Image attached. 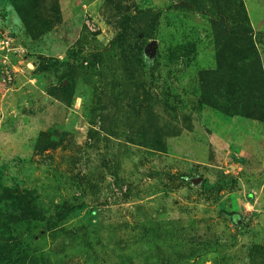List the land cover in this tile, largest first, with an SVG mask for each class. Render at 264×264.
Returning <instances> with one entry per match:
<instances>
[{
	"label": "rangeland",
	"instance_id": "obj_1",
	"mask_svg": "<svg viewBox=\"0 0 264 264\" xmlns=\"http://www.w3.org/2000/svg\"><path fill=\"white\" fill-rule=\"evenodd\" d=\"M6 35L0 264H264V0H0Z\"/></svg>",
	"mask_w": 264,
	"mask_h": 264
},
{
	"label": "trees",
	"instance_id": "obj_2",
	"mask_svg": "<svg viewBox=\"0 0 264 264\" xmlns=\"http://www.w3.org/2000/svg\"><path fill=\"white\" fill-rule=\"evenodd\" d=\"M214 30L216 32H219V34H220V36H217V34H215V38H216L217 41L225 40V41H228L229 42V39H228V34L229 33H228V31H226V30L225 31H222V28H220L218 26H215L214 27ZM233 36H235V34H233ZM122 37H123V32H120L114 39H121ZM239 37H241L243 39L245 38V37H242L241 35H239ZM246 58H247V55L246 54H244L243 56L241 54V59L242 60H244ZM255 66H256V63H255ZM244 68H245V70H244V78H243V81H245L244 82L245 83V86L244 87L246 89H249V87H248L249 85H256L257 86V84H259V82H258V76H257V74L255 75V73L253 71V65H252V63L245 64L244 65ZM223 74L225 75L226 73L225 72L220 73L218 75V77L223 76ZM211 83L212 82H210V81L207 82V85L206 86L208 87V89L211 87ZM215 89L218 90L219 87L215 86ZM206 98H207V96L205 97V101L208 102L206 100ZM209 103H211V102H209ZM218 109L222 113L228 114L224 108H218ZM203 186L205 187V186H207V184L205 182H203ZM74 210H75L74 207L68 208L66 212H64L63 214L61 213L55 219L56 220L64 219V218H66V216L72 214L74 212ZM228 216H230L231 222H233L236 226L239 224V216L237 215L236 212H231V213H229ZM31 240H33L32 236L31 235H27L25 237V239L20 243L19 250L20 251H23V249L28 246V244H29V242H31Z\"/></svg>",
	"mask_w": 264,
	"mask_h": 264
},
{
	"label": "built area",
	"instance_id": "obj_3",
	"mask_svg": "<svg viewBox=\"0 0 264 264\" xmlns=\"http://www.w3.org/2000/svg\"><path fill=\"white\" fill-rule=\"evenodd\" d=\"M19 50L18 44L15 42V40L10 36H2L0 38V54H3L4 51L5 54L15 52Z\"/></svg>",
	"mask_w": 264,
	"mask_h": 264
}]
</instances>
